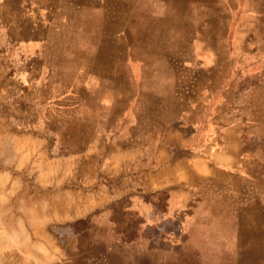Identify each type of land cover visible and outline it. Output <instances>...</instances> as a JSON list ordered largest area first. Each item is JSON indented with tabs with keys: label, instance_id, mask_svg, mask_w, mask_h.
Segmentation results:
<instances>
[{
	"label": "rangeland",
	"instance_id": "rangeland-1",
	"mask_svg": "<svg viewBox=\"0 0 264 264\" xmlns=\"http://www.w3.org/2000/svg\"><path fill=\"white\" fill-rule=\"evenodd\" d=\"M0 264H264V0H0Z\"/></svg>",
	"mask_w": 264,
	"mask_h": 264
},
{
	"label": "bare ground",
	"instance_id": "bare-ground-1",
	"mask_svg": "<svg viewBox=\"0 0 264 264\" xmlns=\"http://www.w3.org/2000/svg\"><path fill=\"white\" fill-rule=\"evenodd\" d=\"M150 55V54H149Z\"/></svg>",
	"mask_w": 264,
	"mask_h": 264
}]
</instances>
